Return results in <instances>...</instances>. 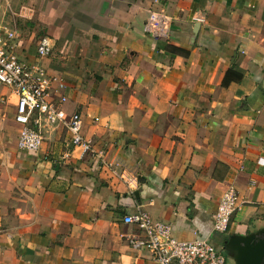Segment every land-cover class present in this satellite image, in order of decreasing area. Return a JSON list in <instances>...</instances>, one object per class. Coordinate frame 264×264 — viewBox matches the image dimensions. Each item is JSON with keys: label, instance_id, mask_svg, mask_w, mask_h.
Here are the masks:
<instances>
[{"label": "crops", "instance_id": "obj_1", "mask_svg": "<svg viewBox=\"0 0 264 264\" xmlns=\"http://www.w3.org/2000/svg\"><path fill=\"white\" fill-rule=\"evenodd\" d=\"M151 9L171 17L165 39L143 30ZM0 25L22 60L64 80L83 136L137 178L129 189L89 154L62 158V125L44 127L38 152L18 149L16 97L0 85V264H155L128 242L137 208L221 250L264 228V0H0ZM229 187L243 206L218 233Z\"/></svg>", "mask_w": 264, "mask_h": 264}, {"label": "built area", "instance_id": "obj_2", "mask_svg": "<svg viewBox=\"0 0 264 264\" xmlns=\"http://www.w3.org/2000/svg\"><path fill=\"white\" fill-rule=\"evenodd\" d=\"M32 14L30 7L23 6L18 15ZM171 17L163 10L151 9L143 24V30L151 37L162 40L168 36ZM15 32L0 25V85L8 87L15 95L13 119L19 125L16 145L26 152H38L44 140V127L62 125L69 133L68 150L62 158L89 154L96 167L105 170L111 177L125 182L129 189L137 178L118 158L111 157L106 148H96L91 139L82 134V121L79 112L68 114L62 107L67 100L63 92L65 82L61 77L51 76L40 61L28 63L22 60L12 43ZM54 44L48 36H42L36 46L39 58L49 57ZM51 150L44 152L48 158ZM136 184V183H135ZM243 200L233 187L227 188L220 196L213 215V230L226 233L234 213L240 211ZM125 223L136 226L138 233L128 236L134 249L145 248L155 264H226L221 249L207 239L178 240L171 235L170 224L156 220L148 212L137 208L123 217Z\"/></svg>", "mask_w": 264, "mask_h": 264}, {"label": "water", "instance_id": "obj_3", "mask_svg": "<svg viewBox=\"0 0 264 264\" xmlns=\"http://www.w3.org/2000/svg\"><path fill=\"white\" fill-rule=\"evenodd\" d=\"M223 249L233 253L235 264H264V228L246 235L230 234Z\"/></svg>", "mask_w": 264, "mask_h": 264}, {"label": "rangeland", "instance_id": "obj_4", "mask_svg": "<svg viewBox=\"0 0 264 264\" xmlns=\"http://www.w3.org/2000/svg\"><path fill=\"white\" fill-rule=\"evenodd\" d=\"M222 252H223V254L227 260L226 264H235V260L233 258V253L230 250L223 249Z\"/></svg>", "mask_w": 264, "mask_h": 264}]
</instances>
